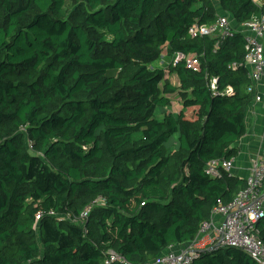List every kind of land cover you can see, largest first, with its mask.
<instances>
[{"label": "trees", "instance_id": "1", "mask_svg": "<svg viewBox=\"0 0 264 264\" xmlns=\"http://www.w3.org/2000/svg\"><path fill=\"white\" fill-rule=\"evenodd\" d=\"M219 15L236 26L264 4L0 0V264H104L108 250L145 264L244 188L204 172L237 155L253 105L242 34L189 36ZM164 50L199 70L152 68ZM171 96L179 110L157 118ZM192 264L257 263L221 248Z\"/></svg>", "mask_w": 264, "mask_h": 264}, {"label": "built area", "instance_id": "2", "mask_svg": "<svg viewBox=\"0 0 264 264\" xmlns=\"http://www.w3.org/2000/svg\"><path fill=\"white\" fill-rule=\"evenodd\" d=\"M256 6L262 7L264 0H251ZM242 34L245 41L246 55L243 65L248 69L249 84L246 92L252 95V104L261 101L260 86L264 82V15L252 16L234 29L228 16L220 15L208 25L193 24L189 30L192 38L215 36L224 39L233 33ZM176 61L184 59L187 69L198 71L199 62L196 56H183L177 53ZM236 65L232 64V68ZM216 80H212L214 88ZM252 105V106H253ZM211 178L237 177L234 174V159L211 160L204 168ZM245 186L227 204L220 201L213 208L210 220L202 224L197 238L188 246L178 250L170 247L153 261L145 264H192L204 252L221 248H236L247 254L257 264H264V242L261 234L264 231V147L253 158L248 167ZM90 208H86L77 218L70 219L73 223L83 225ZM50 215H54L51 213ZM41 215H36L40 220ZM130 264L124 257L113 250H108L104 264Z\"/></svg>", "mask_w": 264, "mask_h": 264}, {"label": "crops", "instance_id": "3", "mask_svg": "<svg viewBox=\"0 0 264 264\" xmlns=\"http://www.w3.org/2000/svg\"><path fill=\"white\" fill-rule=\"evenodd\" d=\"M219 1L220 0H213L215 4L216 3L219 4ZM232 25L236 30L239 27V24L234 26V24L232 23ZM263 45H264V39H263ZM259 90L261 95V101L259 103L254 104L248 110L246 114L245 134L234 144V146L237 147L238 149L237 155L233 158L234 174L242 179H246L249 165L251 164L253 158L264 147V82L261 83ZM179 108H180L179 99L177 97L171 96L169 105L166 106L165 108L158 109L157 118H162L163 114L166 112H172L175 114L179 110ZM188 245L189 243H185V244H176L170 247H172L175 250H178L179 248L182 247L184 248ZM170 247L166 248L164 251H166Z\"/></svg>", "mask_w": 264, "mask_h": 264}, {"label": "rangeland", "instance_id": "4", "mask_svg": "<svg viewBox=\"0 0 264 264\" xmlns=\"http://www.w3.org/2000/svg\"><path fill=\"white\" fill-rule=\"evenodd\" d=\"M216 5L218 6V3H216ZM175 61H176V56L171 57L164 50L162 52L160 58L151 64V67L152 68H161V69H164L167 71L168 65L171 63H174ZM167 77H168L169 82L177 85V77L175 74L167 75ZM173 140H175V138H173Z\"/></svg>", "mask_w": 264, "mask_h": 264}]
</instances>
